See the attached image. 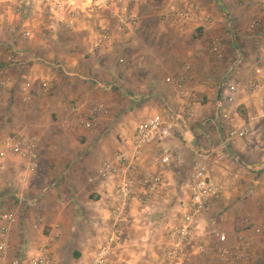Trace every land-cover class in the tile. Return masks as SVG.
Instances as JSON below:
<instances>
[{
    "label": "crops",
    "instance_id": "crops-1",
    "mask_svg": "<svg viewBox=\"0 0 264 264\" xmlns=\"http://www.w3.org/2000/svg\"><path fill=\"white\" fill-rule=\"evenodd\" d=\"M105 1L111 2L110 10L94 7ZM194 1L191 18L182 23L173 10L177 0H124L136 24L123 26L110 17V11L119 12L115 0H64L60 12L32 0L17 13L20 0H0V82H60L32 109L28 130L37 142V170L23 183L19 160L5 168V174H13V189L23 186L27 197L39 196L36 206L28 208L10 200V193L0 195L3 211L12 208L9 212L16 216L8 235L12 259L50 242L54 264L90 263L112 226L106 204L113 183L97 178L98 166L114 152L130 151L129 138L144 119L166 106H182L179 86L186 93L184 100L195 103L196 116L177 138L162 147L145 148L139 163L152 170L165 148L180 155V164L164 174L166 202L147 208L131 204L121 223L122 241L106 264H161L167 230L178 219L172 207L178 198L189 196L179 185L187 180L199 153H221L226 123L241 128L251 118L252 131L246 140L230 145L221 161H208L209 176L226 185V197L237 191L264 193V63L261 77L251 70L264 48V0ZM73 8L80 15L66 29L64 20ZM100 30L112 38L105 56L93 49ZM21 31L28 32V39H20ZM187 36L192 43L186 48L180 39ZM217 39L219 59L211 53ZM78 50L83 55L73 53ZM11 55L17 61L12 67L7 62ZM237 57L241 64L233 76L235 111L225 121L215 107L217 87ZM51 67L61 68V73ZM32 95L31 102L43 93L32 86ZM0 97L8 100L19 94L15 89L0 90ZM39 104L48 109L42 111ZM94 107L100 111L91 130L67 120L87 115ZM58 117L61 120L54 121ZM53 130L59 132L56 138L42 139ZM38 179L54 185L41 194ZM253 249L251 261L260 256ZM199 257L204 256L190 255L182 264H196Z\"/></svg>",
    "mask_w": 264,
    "mask_h": 264
},
{
    "label": "built area",
    "instance_id": "built-area-1",
    "mask_svg": "<svg viewBox=\"0 0 264 264\" xmlns=\"http://www.w3.org/2000/svg\"><path fill=\"white\" fill-rule=\"evenodd\" d=\"M51 12H60L65 9L64 0H42ZM83 3L84 0H74ZM119 6L118 11H110V17L117 20L123 26L135 25L136 18L127 9L124 0H115ZM32 4V0H20L19 6L14 12H19ZM110 10L111 2L105 1L94 6ZM192 11L184 9L177 12V18L182 23L191 18ZM80 11L76 8L67 12L64 20V27L71 29L78 20ZM20 39L26 40L28 32L21 31ZM220 42L214 41L211 45V53L216 59L221 56L218 53ZM112 38L106 30H100L94 39L93 49L101 56L110 53ZM10 66L17 62L14 55L8 60ZM264 63V48L255 59L251 68L252 73L261 77L263 75L262 64ZM241 64V58L237 57L223 80L218 84V98L216 100V110L220 117L228 121L235 111V95L237 93V83L234 80L236 69ZM39 89L46 91L50 83L41 80ZM178 98L181 99L182 106L173 108L166 106L160 113L151 115L140 122L133 135L129 138V152H114L111 159L100 163L96 170L99 180L104 183L112 182V188L107 194V208L112 219V226L107 234L105 242L100 246L89 264H106L114 249L122 241L121 223L125 221L133 202L142 208L156 203H165L164 191L166 183L164 174L180 164V155L171 152L169 149L162 150V153L155 159L152 170L142 169L139 163L142 159L145 148L155 145L164 146L168 141L177 138L182 130L196 116L195 103L184 100L186 93L184 88L179 86ZM15 89L21 96L23 102L30 100L32 85L28 81L20 84H13L10 79L0 82L1 92ZM100 108L94 107L87 115L76 114L79 125L84 130H91L95 125V120ZM252 119L241 128H234L230 123L224 127L223 138L220 143L221 153L213 151L202 152L197 156L196 161L191 166L187 180L179 185V190H187L189 196L186 199L178 198L172 207L177 213V223L170 227L166 233V241L161 264H182L190 255L203 256L212 254L221 264L233 262H243L247 257L246 250L250 242L242 240L239 236L232 245L225 233L211 229L209 216L213 204L221 201L226 194L227 187L220 181L209 176L208 161L212 158L216 161L223 159V152L227 150L237 140H246L252 131ZM15 160H19L23 167L22 182L25 183L38 167L37 142L34 137H24L18 135L0 136V171ZM6 162V164H5ZM53 183L44 187L41 194L46 193L53 187ZM11 197L19 205L34 208L39 196L27 197L23 186L14 188ZM16 222V216L11 212L0 211V264H54L50 251V242H46L33 252H27L21 257L9 260L8 258V235L12 226ZM58 236L56 230L52 237ZM211 238L213 240H208Z\"/></svg>",
    "mask_w": 264,
    "mask_h": 264
},
{
    "label": "rangeland",
    "instance_id": "rangeland-1",
    "mask_svg": "<svg viewBox=\"0 0 264 264\" xmlns=\"http://www.w3.org/2000/svg\"><path fill=\"white\" fill-rule=\"evenodd\" d=\"M194 3H195L194 0H177V3H175V7L173 8V10L175 9L174 10L175 13L176 10L177 11H181L184 9L193 10L194 7L196 6L194 5ZM180 40H181V44L184 45L186 48L188 44L192 43L190 36H187L186 38H181ZM73 53L74 54L78 53L80 55H83V51L81 50H78L77 52H73ZM52 62L54 65L56 64L55 61ZM53 67H51L52 70H55L56 72L60 71L59 73H61V68L54 69ZM16 81L13 82L15 86L17 84L22 83L19 81V79ZM48 82L50 83L49 89H47L45 92L41 90V93H43V95L42 96L35 95L34 98L36 97L37 98L32 102H31L33 97L32 92L30 94V100L27 102H23L20 95L19 98L18 97L14 99L7 98L8 100L0 97V136L18 135L24 137H33L31 136V132L28 130L30 126L31 118L33 117V112H32L33 106L37 101L42 102L47 100L44 97L45 94H47L46 96L49 97L50 93L52 92L51 89L52 88L56 89L57 85L60 84V82H57L55 80ZM29 83L31 84V82ZM31 85L34 86V88L37 89L38 87L39 89V84L37 81L36 83H32ZM78 89L80 88H75L74 90L78 92L79 91ZM54 92L57 91L54 90ZM40 107L42 111H46V109H48V108H44V106L42 107L41 105ZM73 117L74 116H71L70 119L67 120L69 122L73 120V122L76 125H79L78 119L76 117L74 119ZM58 120H61V118L60 117L54 118V121H58ZM58 135L59 132L56 130L48 131L45 133V136H43L42 139L52 140L53 138H56V136ZM5 172L6 171H0V195L5 193L7 195L9 193L11 194L14 190L12 186L13 184H11L13 183V178H12L13 174H11L12 176H9V174L7 175L5 174ZM45 183H43L41 180L37 181L35 183L37 185L36 188L42 189L44 188L45 185L48 186L50 184V183L48 184ZM10 200H12L11 195H10ZM9 203L12 206L13 203L11 201H9ZM11 210L12 208L10 210L8 208L7 210L3 211L2 207H0V211L2 212H9ZM209 222L211 225V229L226 234L230 245L236 242L237 238L241 236L243 238L242 240L253 243V245H251L250 243L249 248L246 250L248 256L253 248H254L253 249L254 253L257 254V256L260 254L259 258L255 261L253 260L251 261V259L247 257L243 262H233L230 264H264V193L262 194V192L258 191V193L256 194H251V193H242L237 191L236 193L231 194L227 197L224 196L221 201L213 204L209 216ZM209 240L213 242L211 238H209ZM11 256H13V254L8 250L9 260L12 259ZM203 256L204 257L198 258L196 264H221L215 259V257L212 254L208 253Z\"/></svg>",
    "mask_w": 264,
    "mask_h": 264
}]
</instances>
